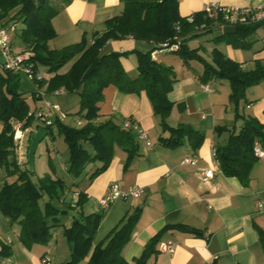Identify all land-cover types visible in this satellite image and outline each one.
<instances>
[{"label": "trees", "instance_id": "trees-1", "mask_svg": "<svg viewBox=\"0 0 264 264\" xmlns=\"http://www.w3.org/2000/svg\"><path fill=\"white\" fill-rule=\"evenodd\" d=\"M119 1L120 13L106 19L102 31L83 34L78 42L61 48H50L48 41L55 36L51 19L57 10L49 0H0V23L15 21L22 24L18 36L24 51L31 53L29 61L33 70L41 72L44 69L50 74L41 80H32L37 90L45 86L43 93L54 94L56 89L63 88L64 93L78 96V108L74 115L82 123L78 120L72 124L70 120L64 121L54 115L51 123L44 125L48 129L54 127L66 143L67 157L63 162L65 174L55 175L48 159L49 172L33 179L32 171L17 162L12 122L19 121L23 129L32 123L34 116L16 85L15 76L20 73L1 66L0 166L4 168L6 179L0 184V213L9 222L18 223V239L24 247L30 248L34 243L46 244L52 237L53 228L61 224V215L71 210L70 225L63 228L69 245V257L62 264H80L86 257L85 264H146L148 257L156 252L155 246L164 229L176 228L195 236L202 235L199 229L184 224L164 227L149 239L137 259L128 262L122 255V249L139 218L140 207H136L126 213L99 242L93 244L102 210L83 211L87 196L78 189L79 182L85 176L92 181L103 172L109 166L116 146L126 153L123 169L127 168L133 157L139 155L135 131L123 128L122 124L110 118L100 119L99 103L104 99L106 87L113 86L123 93L139 94L144 91L161 132L167 133L158 137V142L165 146L175 148L188 141L196 150L203 140V134L189 125L170 126L167 123L173 107V102L167 97L176 80L173 70L151 59L149 52L133 51L137 58V75L130 78L120 62V57L130 52H104L103 47L109 40L131 37L158 43L171 41L177 35L180 44L175 53L185 65L190 60L202 64L203 70L199 76L202 83L210 79L228 81V101L233 107L235 119H242V123L238 131L229 129L226 139L213 146L214 158L225 176L235 177L246 186L251 168L257 160L252 152L253 142L264 139L263 127L256 117L238 111L241 102H247V88L264 80V62L256 59L252 68H245L216 47L210 51L209 61L199 53L203 47L189 48L187 39L201 32L214 34L222 24L214 22L203 11L194 12L193 21L188 22L186 16L179 14L177 0ZM202 23L204 27L199 29ZM259 28H264V20L235 25L233 32L214 36L212 40L218 43L226 39L235 48L247 49L251 44L247 37ZM67 63H70L69 66L62 70ZM41 93L38 92V95L36 92L37 96H41ZM64 114L70 116L68 112ZM73 193L75 197L71 196ZM256 229L264 251V231L258 227ZM9 254L10 249L1 245L0 255ZM209 264L217 263L213 260Z\"/></svg>", "mask_w": 264, "mask_h": 264}, {"label": "crops", "instance_id": "crops-1", "mask_svg": "<svg viewBox=\"0 0 264 264\" xmlns=\"http://www.w3.org/2000/svg\"><path fill=\"white\" fill-rule=\"evenodd\" d=\"M177 1L181 16L201 11L209 2L239 7L261 5L264 2V0ZM49 3L57 10L51 19L55 36L48 41L50 48H61L78 42L83 34L102 31L104 21L121 11L119 0H49ZM9 23L14 25V30L9 32L12 49L16 52L23 51L24 45L18 36L22 24L15 21ZM247 41L251 43L248 50L225 43L217 48L232 60L240 62L243 67L252 68L254 60L264 62V28H259L249 35ZM152 46L151 42L126 37L109 40L103 51L130 52L127 56H121L120 62L128 76L134 78L137 75V58L133 51L149 52ZM203 49L205 50V47ZM168 53L175 52H164L154 59L169 66L176 78L167 94L168 99L173 102L167 123L170 126L189 125L203 134V140L196 150L192 149L188 141L175 148L165 146L158 142V137L166 136L167 133L161 132L146 93L144 91L139 94L123 93L113 86L106 87L104 99L99 103L100 119L110 118L121 124L126 118H131L146 131L151 143L145 145L139 142V155L132 158L126 169H123L126 153L121 147L116 146L112 160L103 172L92 181H88L85 176L86 178L79 182L78 189L87 196L83 211L90 213L102 210L93 244L99 242L126 213L140 207V215L131 237L122 249V255L128 262H133L141 255L145 244L159 230L171 225L184 224L199 229L202 235L195 236L176 228L164 229L158 243L162 240H171L175 245L174 251L161 252L157 243L156 252L148 257L146 264H209L213 260L217 264H264V251L256 229L258 227L264 231V159H257L253 164L246 186L237 178L225 176L221 172L214 158L213 146L226 139L229 129L238 131L242 123V119H235L233 107L228 101L229 85L222 84L219 79H210L202 83L199 80L203 70L200 62L190 60L185 65L181 58L178 57L176 61ZM1 66L2 64L0 71ZM41 72L45 77L50 76L44 69H41ZM15 80L18 91L25 96L29 111L40 107L44 100H49L58 104L63 114L68 112L67 103L70 102L68 93H43L45 86L37 90L35 84L21 73L16 74ZM263 83L264 80L259 84L262 86L258 88V93L252 90L254 86L246 90L247 102L241 103L238 111L256 117L264 130ZM205 86L210 90L205 91L203 89ZM36 92L37 94L42 92L41 96H37ZM74 117L64 114L62 119L64 121L69 119L72 124H76L75 121L78 120L81 122L77 115L75 121ZM218 126L222 128L217 129ZM1 128L0 124V131ZM22 131L23 155L17 160L21 167L28 160L26 157L28 148L25 144L29 140L28 134L33 132L32 125L23 128ZM48 133L51 139H54L53 133L51 131ZM259 143L264 149V139ZM45 153L48 171L45 170L42 175L49 172L48 159L55 175H60V170L64 169L63 162H59L57 169L48 147ZM190 157L196 159L195 165L182 162L184 158ZM203 169L212 171V176L206 181L201 179ZM113 182L117 183L123 192L135 185L143 187L144 192L139 197H117L108 207L102 208L99 200ZM71 196L75 197L74 193ZM71 214L69 210L61 215V224L53 228L52 237L46 244L34 243L30 248H26L18 239V223L9 222L8 218L0 213V247L4 245L10 249L8 256L0 255V264L65 262L69 257V245L63 235V228L70 225ZM86 261L87 257L80 264H85Z\"/></svg>", "mask_w": 264, "mask_h": 264}, {"label": "built area", "instance_id": "built-area-1", "mask_svg": "<svg viewBox=\"0 0 264 264\" xmlns=\"http://www.w3.org/2000/svg\"><path fill=\"white\" fill-rule=\"evenodd\" d=\"M204 14L210 17L214 22H219L222 26L224 25H240V24H252L264 20V2L261 5L255 6H225L217 2H209L205 4L202 8ZM188 22L193 21V13L185 17ZM204 27V24L198 26V28ZM178 25L176 29L178 30ZM14 30L13 24H2L0 23V53L4 57L3 66L13 72H19L32 80H41L45 76L41 72H35L32 67L30 60L31 53L29 51H14L11 46V39L9 32ZM180 38L175 35L171 41H164L158 43H152V48L149 51L151 59H155L158 54L164 52H175L179 49ZM205 91H209L207 86L203 88ZM64 93L63 88H58L54 91V94ZM34 118L42 122L44 125L51 123V119L54 115L59 118H63L62 113L58 104H55L49 100H44L43 104L32 111ZM79 123V122H78ZM123 128H129L136 132L137 139L139 142L145 145H150V140L147 133L142 129L137 121L126 118L121 123ZM13 128V140L15 145V152L18 154L17 158L20 160L22 158L23 152L22 141H23V131L21 128V123L19 121L12 122ZM253 155L257 159H264V149L260 146L258 140H254L252 145ZM183 163H189L192 165L196 164V159L194 157L184 158ZM202 180L206 181L212 176V171L210 169H203L201 171ZM144 189L141 186H132L126 192H123L117 183L113 182L108 186L106 194L100 198L99 204L101 207H108L111 202H113L117 197H139L143 194ZM174 243L171 240H162L158 243V250L161 252L172 253L174 251ZM47 263V262H46ZM48 264V263H47Z\"/></svg>", "mask_w": 264, "mask_h": 264}, {"label": "rangeland", "instance_id": "rangeland-1", "mask_svg": "<svg viewBox=\"0 0 264 264\" xmlns=\"http://www.w3.org/2000/svg\"><path fill=\"white\" fill-rule=\"evenodd\" d=\"M214 37V34L212 32H201L198 33L197 35H195L193 38L187 39L186 43L187 46L189 48H196L198 46L201 47H205V50L201 49L200 50V54L207 59L208 61L210 60V50L213 47H222L223 45H220L222 43L225 44H229L227 43L226 39H223L222 41L215 43L212 38ZM259 44H257L258 46ZM249 48H247L246 50H248ZM253 51V49L251 50V52ZM171 54L173 56V58L177 61L178 60V55L176 53H168ZM70 63H67L62 70H65ZM221 81V83L223 84H227L228 81L225 79H219ZM220 84V83H219ZM259 83L254 84L252 86H254V88L252 89L254 91V93H258V88H260ZM264 84V83H263ZM229 85V83H228ZM257 85V86H256ZM250 86V87H252ZM248 87V88H250ZM247 88V89H248ZM70 96V102H68L67 104V111L68 113L74 117V121L76 119V115H74V113L77 110V104H78V96L77 95H73L74 93H68ZM246 96V95H245ZM54 101H58V100H54ZM61 102V101H58ZM243 103V102H241ZM65 121H69V119H65ZM76 122V121H75ZM82 123V122H81ZM78 123L77 124H81ZM37 124V125H36ZM32 125V130L33 132L29 133V140L26 141L25 146L28 148V155L27 157V162L24 163L22 165L23 168H27L29 170L32 171V176L33 179H35L37 176L42 175V173L47 169V157H46V147L49 148V151L51 152L52 158H53V163L55 165V167L58 169L59 168V162H64L66 157H67V146L66 143L63 141L62 136L58 135L56 133L55 128H51L48 129L44 126V124L40 121H38L36 118H33L32 123L30 124ZM49 130L52 131L53 135H54V139H51V137L49 136ZM261 141V140H258ZM58 154H57V152ZM17 153V152H16ZM16 156H18V154H16ZM61 157V158H60ZM18 160V158H17ZM64 169L60 170L61 174H65ZM67 178V177H66ZM86 178V177H84ZM83 178V179H84ZM6 179L5 177V171L4 168L2 166H0V180L2 183L4 180ZM68 180V179H67Z\"/></svg>", "mask_w": 264, "mask_h": 264}, {"label": "water", "instance_id": "water-1", "mask_svg": "<svg viewBox=\"0 0 264 264\" xmlns=\"http://www.w3.org/2000/svg\"><path fill=\"white\" fill-rule=\"evenodd\" d=\"M234 31V26L232 25H224L222 26L219 30L214 32V36H218L220 34H227V33H231ZM4 63V57L3 55L0 53V64L3 65Z\"/></svg>", "mask_w": 264, "mask_h": 264}]
</instances>
